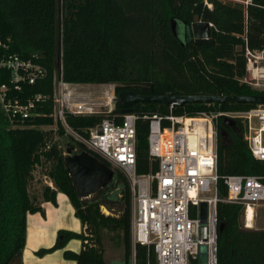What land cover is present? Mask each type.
Returning <instances> with one entry per match:
<instances>
[{
  "label": "trees",
  "instance_id": "1",
  "mask_svg": "<svg viewBox=\"0 0 264 264\" xmlns=\"http://www.w3.org/2000/svg\"><path fill=\"white\" fill-rule=\"evenodd\" d=\"M195 15L213 24L212 44H195L191 32ZM0 34L8 40L11 53L32 59L47 73L35 84L23 86L22 97L41 94L47 98L36 105L34 115L23 125L9 126L0 108V264H23L28 216L44 217V203L57 207V193L66 196L83 230L59 231L55 244L39 250L37 256L63 250L69 241L79 240V252L64 250L65 260L106 264L103 236L107 234L114 246L122 248L124 264H155L153 247L132 243V194L122 172L114 169L112 182L90 198L81 199L76 192L64 164L63 147L74 154L87 151L110 165L54 121L53 80L59 78L58 63L62 64L64 82L114 84L116 96L121 91L142 96L264 95L240 83L245 75V48L264 50V0H251L247 6L220 0H0ZM233 43H241V50L233 66L224 68L219 57ZM257 106L136 103L131 107L137 117L136 175L158 169V162L148 155L149 120L144 117L172 114L196 118L246 112ZM106 118L120 121L121 115H67L65 122L86 137L89 129ZM235 122L236 129H228L222 139L226 124L221 118L214 121L220 200L227 197L224 179L228 176H256L264 185V161L252 156L244 140L245 125L239 119ZM37 169L52 186L41 183L31 191ZM102 206L117 209L104 215ZM243 215L241 204L217 203V223L222 228L217 232L216 264H264V229H245Z\"/></svg>",
  "mask_w": 264,
  "mask_h": 264
},
{
  "label": "built area",
  "instance_id": "2",
  "mask_svg": "<svg viewBox=\"0 0 264 264\" xmlns=\"http://www.w3.org/2000/svg\"><path fill=\"white\" fill-rule=\"evenodd\" d=\"M242 3L251 0H220ZM245 75L240 83L264 93V50H244ZM59 78H54L53 118L65 133L86 149L99 155L112 170L128 179L132 194V243L153 247L155 264H198L199 249L206 247V264H216L218 223L216 206L219 201L241 204L244 220L247 210L264 202V185L256 176H228L224 179L227 197L217 195V153L214 121L217 118L239 119L245 125L244 140L252 156L264 161V105L246 112L201 114L196 118L174 116L144 117L149 120L148 155L158 162L154 173H135L137 117L132 110L121 112L116 107L114 84H107L106 114L121 115L103 119L88 130L86 137L71 130L67 115L86 116L100 113L96 96L88 87L100 84L67 83L62 80V64L58 63ZM46 70L32 59L23 60L9 51V42L0 34V108L11 127H20L34 115L36 105L47 98L37 94L23 96V86H31L46 77ZM88 86V87H87ZM116 96V97H115ZM23 99V100H22ZM25 99V100H24ZM114 102V106L111 103ZM104 106V105H103ZM191 120H206L204 127ZM166 121L167 126L162 123ZM211 126V134L208 132ZM205 203L206 220L200 219V205ZM104 215H109L101 207Z\"/></svg>",
  "mask_w": 264,
  "mask_h": 264
},
{
  "label": "water",
  "instance_id": "3",
  "mask_svg": "<svg viewBox=\"0 0 264 264\" xmlns=\"http://www.w3.org/2000/svg\"><path fill=\"white\" fill-rule=\"evenodd\" d=\"M175 22L173 26L175 27ZM213 29V24L203 21L198 15L193 17L191 32L195 44L205 45L212 44L210 31ZM115 100L121 112H129L131 107L136 103H161L163 105L181 106L186 103H227V104H254L264 105V95H246V96H154V95H137L131 91H121L118 93ZM223 123L226 125H235V120L223 118ZM220 137L224 139L225 133H220ZM66 169L72 179L76 192L81 199L90 198L98 190L109 185L114 178V171L105 163L88 153L82 151L72 153V150L67 151L64 159ZM207 205H200V219L202 224H205ZM218 226V231L221 230ZM206 247L201 246L199 249L198 264H206Z\"/></svg>",
  "mask_w": 264,
  "mask_h": 264
},
{
  "label": "rangeland",
  "instance_id": "4",
  "mask_svg": "<svg viewBox=\"0 0 264 264\" xmlns=\"http://www.w3.org/2000/svg\"><path fill=\"white\" fill-rule=\"evenodd\" d=\"M240 50H241V43L230 44L229 51L228 52H224L219 57L220 65L222 67H224V68L232 67L233 66L232 64L234 63L235 58L238 55V53L240 52ZM88 88H91L90 90L92 92H94V94H91V95L92 96L93 95L96 96L95 98L100 101L101 105L99 107V110L101 112L105 111L107 107H106V105L103 106L104 93L106 92V90L108 88V85H98L97 87L91 86V87H88ZM111 105L114 106V102L111 103ZM203 124L204 123H202V125H200V127H204L205 124L204 125ZM211 131H212L211 126H208V132L210 134H211ZM63 150H64L65 155H67V151L69 149H67L66 147H63ZM41 183L44 184V185L48 184V185L52 186V184L49 182V180L47 178H45V177H42V174H41L40 170L37 169L34 172V180L31 183V191H34V190L38 189L40 187ZM59 195L62 196L67 201L66 202V206H63V205L61 206L60 205V209H61V212H62V217L61 218H63L62 220L65 223V226H67L65 228H68L69 230H80L81 224L70 213L72 211V209H71V207H70V205L68 203V200L66 199V197L63 194L59 193ZM256 206L257 207H255V208L257 209V212L259 214H261L262 216H264L263 215L264 214V204L263 203H259ZM67 209H69V210H67ZM104 209L107 212H109L110 214H112V213H114V211H116L117 208L115 206H113L112 210H109L106 207H104ZM31 241H32V238H31V235H29V231H28L27 246H26V250L24 249L25 250L24 260H25L26 264H31V260L33 259V255H34L32 252L36 248H40L42 246L46 247V246L51 244L49 239L45 237V238L41 239L40 241L37 240L38 241L37 245L41 244L40 247H36L37 245H35L34 247L31 248V245H32ZM80 246H81V242L79 240H72V241H70L68 243L66 248L69 249V250L78 251V250H80ZM103 247H104V260H105L106 264H124L122 248L114 246V244L108 239V235L107 234H105L103 236ZM61 252L62 251L54 252L52 255L45 256L43 259L42 258L41 259L38 258V259L41 260V262L39 264H50L51 261H53L54 264H59L60 261L62 262V259L60 258L61 257ZM46 259H48V263H47ZM62 263H67V262H62ZM131 264H133V263L131 262Z\"/></svg>",
  "mask_w": 264,
  "mask_h": 264
},
{
  "label": "crops",
  "instance_id": "5",
  "mask_svg": "<svg viewBox=\"0 0 264 264\" xmlns=\"http://www.w3.org/2000/svg\"><path fill=\"white\" fill-rule=\"evenodd\" d=\"M56 200H57V207H54V206H52L49 203L42 204V207H43V209L45 211V216L44 217H42L40 214H33V215H29L28 216V219H27V236H28V231H29V235H31V238H32L31 248L34 247L35 245H37V242H38L37 240L40 241L41 239H43L45 237L48 238L50 243H51L50 245H48L46 247H43V246L40 247L41 244H38L36 246V247H40V248H36L32 252L34 255H33V259L31 260V264H39L41 262V260H40L41 258L43 259L45 256L52 255L54 252H57V251H62L60 258L62 259V262H67V263H62L60 261L59 264H75V262L70 261V260H65L63 258V251L64 250H69L66 247H67V245H68V243L70 241L67 243L66 247L63 250H56L53 253L47 254V255H45L43 257H39L36 254L41 249H47V248L52 247L55 244V242L57 241L58 232L59 231H70V232L80 233L83 230L82 226H80V230H69L68 228H65L67 226H65V223L62 220L63 218H61L62 217V212H61V209H60V205L61 206L62 205L66 206V202L67 201L62 196H60L59 193H57ZM68 203H69V201H68ZM255 207H257V206L255 205L253 207L252 222L248 223V220L245 221L244 218H243V227L245 229L255 230V231L263 230L264 229V216L259 214ZM67 210H69V209H67ZM70 213L73 216V210ZM26 246H27V241H26ZM26 246H25V250H26ZM80 248H81V246H80ZM25 250L23 251V258H22L23 259V264H26L25 260H24ZM69 251H72V252H75V253L79 252V250L78 251L69 250ZM38 258H40V259H38ZM46 260H47V263H48V259H46ZM50 264H54L53 261H51Z\"/></svg>",
  "mask_w": 264,
  "mask_h": 264
},
{
  "label": "bare ground",
  "instance_id": "6",
  "mask_svg": "<svg viewBox=\"0 0 264 264\" xmlns=\"http://www.w3.org/2000/svg\"><path fill=\"white\" fill-rule=\"evenodd\" d=\"M106 92H107V90H106ZM106 92L104 93V103H103V105L109 106L110 104L108 103V101H105V96H106L105 94H106ZM96 103L99 104V105H101V103H100V101L98 99H96ZM190 122L191 123L193 122V124L195 126H199L200 127V125H202V123H204V124L206 123V120H191ZM252 218H253V209H252V207H249V209L247 210L248 223H251L252 222Z\"/></svg>",
  "mask_w": 264,
  "mask_h": 264
},
{
  "label": "flooded vegetation",
  "instance_id": "7",
  "mask_svg": "<svg viewBox=\"0 0 264 264\" xmlns=\"http://www.w3.org/2000/svg\"><path fill=\"white\" fill-rule=\"evenodd\" d=\"M224 127H225V137H227L228 129H236V124L235 125H224Z\"/></svg>",
  "mask_w": 264,
  "mask_h": 264
}]
</instances>
